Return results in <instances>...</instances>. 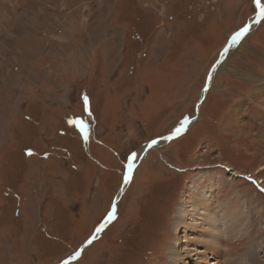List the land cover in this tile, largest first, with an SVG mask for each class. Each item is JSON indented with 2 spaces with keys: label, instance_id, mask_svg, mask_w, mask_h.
Here are the masks:
<instances>
[{
  "label": "rangeland",
  "instance_id": "obj_1",
  "mask_svg": "<svg viewBox=\"0 0 264 264\" xmlns=\"http://www.w3.org/2000/svg\"><path fill=\"white\" fill-rule=\"evenodd\" d=\"M258 13L256 0H0V264H169L174 248L197 264L189 247L203 264H264ZM207 196L213 246L188 227Z\"/></svg>",
  "mask_w": 264,
  "mask_h": 264
},
{
  "label": "bare ground",
  "instance_id": "obj_2",
  "mask_svg": "<svg viewBox=\"0 0 264 264\" xmlns=\"http://www.w3.org/2000/svg\"><path fill=\"white\" fill-rule=\"evenodd\" d=\"M263 15H261L260 14V10H259V13H258V15L254 18V21H253V24L255 23V22H257L261 17H262ZM252 21H251V25H253L252 24ZM250 24H249V27L248 28H250V26H251ZM230 42H231V39H230ZM225 50H227V49H225ZM224 50V51H225ZM263 109V108H262ZM155 145H152L151 147L153 148ZM143 153H144V150H143ZM126 185H127V183H125L124 184V186H123V188H124V190H125V187H126ZM203 194V193H202ZM206 196V195H205ZM203 202H205L206 203V205H205V203H203ZM213 200H211L210 198H208V196H207V198H206V200L204 199V201H200V205H199V207H198V211H200L201 212V217H202V219H201V217L200 218H194V220H193V222H191L190 223V225L191 226H188V227H193L194 225V227H199V228H202L201 226L202 225H205V228H202V231L201 232H203L202 234V236H203V238L205 237V239H206V241L209 243V244H213L214 243V241H215V237L216 236H214V233H217L218 232V230L219 229H221V227H222V225H218V223H219V221L217 220V219H215V217H217V215L216 214H214V213H212L210 210H211V207H212V205H213ZM224 206V205H223ZM227 206V205H226ZM234 210H232L231 212H229L231 215L230 216H232V218H233V222H238V223H240L241 222V220H242V210H238L234 205H232L231 206ZM238 207V206H237ZM197 208V207H196ZM226 208V207H225ZM240 208V207H239ZM226 210V209H225ZM206 211H210V213L208 214V212H206ZM195 212V211H194ZM199 213V212H198ZM227 213V212H226ZM229 213H228V216H229ZM183 214H184V212H183ZM200 214V213H199ZM180 215H182V212H181V214ZM194 217V216H193ZM231 218V217H230ZM178 220H177V222L175 223V226H176V224H179L180 222H183V220L181 221L179 218H177ZM200 219H201V221H203L202 223H200ZM223 219V218H222ZM223 220H227V218H224ZM232 220V219H231ZM225 222V225L227 224V222L226 221H224ZM205 223H207V224H205ZM238 223L236 224V226L238 227V226H240V225H238ZM183 225V224H182ZM182 225H179V227L180 226H182ZM231 226V225H230ZM183 227V226H182ZM196 227V228H197ZM237 227H234V231L232 230V232L231 231H229V233H234L236 230L238 231V230H240V228H237ZM228 227H226V230H228L227 229ZM180 230V229H179ZM236 231V232H237ZM219 239H220V237H219ZM189 241V240H188ZM200 241H202L203 243H206L204 240H200ZM185 242V241H184ZM200 243V242H199ZM213 246V245H212ZM192 247H189L188 248V253H189V255H185V256H187V258H190V260L191 261H195V262H197V264H203L204 263V261L202 260V258H200V256L198 255V254H201L200 252L197 254L196 253V251H195V249H191ZM172 249V248H171ZM174 250H176L175 248H174ZM174 250H172V251H170V252H168V257H169V259H170V262H169V264H178V262H179V260L177 259L178 258V256H179V251H174Z\"/></svg>",
  "mask_w": 264,
  "mask_h": 264
},
{
  "label": "snow or ice",
  "instance_id": "obj_3",
  "mask_svg": "<svg viewBox=\"0 0 264 264\" xmlns=\"http://www.w3.org/2000/svg\"><path fill=\"white\" fill-rule=\"evenodd\" d=\"M256 5H257V8H259V10H260V14L264 15V6L260 5V0H256ZM247 31H248L247 28H243L241 31L236 32L235 35L232 36L230 44L231 45H235L241 39V37H243L245 35V33ZM85 107H87V98H85ZM76 123L79 124L80 122L77 121ZM182 128H183V125L181 126V128L176 129V133L178 134L182 130ZM80 130H81V132L84 131L83 126H81ZM153 143H155V141H153ZM28 154L31 155L32 153L29 152ZM131 159L132 158H130V162H129V165H128L129 172H131ZM129 179H130L129 176H125L124 182L128 183ZM262 191H264V189H262ZM112 216H113V214L110 213L109 214V219H111ZM99 231H100V229H97V232H99ZM91 242L92 241L89 240V243H91Z\"/></svg>",
  "mask_w": 264,
  "mask_h": 264
},
{
  "label": "water",
  "instance_id": "obj_4",
  "mask_svg": "<svg viewBox=\"0 0 264 264\" xmlns=\"http://www.w3.org/2000/svg\"><path fill=\"white\" fill-rule=\"evenodd\" d=\"M229 43H230V40H229V42L227 43L226 47H228ZM209 78H210V76H209ZM208 86H209V79H207V82H206L205 88H204L203 93H202V97H203V95H204L206 89L208 88ZM199 104H200V102H199ZM198 106H199V105H198ZM196 118H197V115H196V116L192 119V121H190V122H193L194 119H196ZM180 128H181V127H180ZM184 128H186V124L183 125V128H182L181 131H183ZM175 134H176V133H175ZM174 136H175V135L173 134V135H171V136H169V137H166V138H164V139H170L171 137H174ZM160 140H161V139H157V140H155V143H153V141L150 142V143H148V144L145 146L144 152H146L147 150H149L150 147H151L152 145H156V143H157L158 141H160ZM127 176L130 177V172H129V171H128V173H127ZM123 191H124V188L122 187L121 190H120L119 193H118V198H117L116 201H115V205L117 204V202H118V200H119L121 194L123 193ZM115 205H114V206H115ZM114 206H113V208H114ZM105 220H106V219H105ZM105 220H104V222H105ZM104 222L101 223L100 226H102V224H104ZM100 226H99V227H100Z\"/></svg>",
  "mask_w": 264,
  "mask_h": 264
}]
</instances>
